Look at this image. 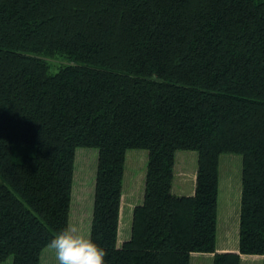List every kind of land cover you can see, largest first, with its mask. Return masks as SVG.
Returning a JSON list of instances; mask_svg holds the SVG:
<instances>
[{
  "label": "trees",
  "instance_id": "trees-1",
  "mask_svg": "<svg viewBox=\"0 0 264 264\" xmlns=\"http://www.w3.org/2000/svg\"><path fill=\"white\" fill-rule=\"evenodd\" d=\"M76 147L97 150L89 235L105 264H264V0H0V262L67 226ZM146 150L117 244L126 149ZM196 152L193 193L170 191ZM240 156L237 248L215 252L217 162Z\"/></svg>",
  "mask_w": 264,
  "mask_h": 264
},
{
  "label": "rangeland",
  "instance_id": "rangeland-1",
  "mask_svg": "<svg viewBox=\"0 0 264 264\" xmlns=\"http://www.w3.org/2000/svg\"><path fill=\"white\" fill-rule=\"evenodd\" d=\"M96 157L97 150L95 147H76L74 149L67 225L76 226L86 237L89 235ZM182 157H184V159ZM226 157H234L232 162H230L231 167L227 168L229 170L231 182L234 185V177H238L239 173L236 169V164L233 162L238 163L240 156L234 153H223L219 155V163L222 161L224 162ZM175 161H178L177 166H181V161L183 162L182 167L185 168L186 183L183 184V187L176 188L175 181L177 178L174 176L171 181V185H173L171 192L185 194L188 191V187H190L188 175L196 168V152L193 150H177L175 151ZM145 163V149L130 148L125 150L121 180V202L118 217L117 244H120L129 236L131 221L130 206L131 203H138L139 201L137 200L142 196L143 176L141 178V174L144 175ZM138 172L140 175H138ZM128 177L130 181L127 184ZM10 261L11 257L8 256L1 261L0 264H10ZM39 264H58L54 250L48 248L47 245L44 246L40 252ZM189 264H210V259L204 257L197 259L192 256Z\"/></svg>",
  "mask_w": 264,
  "mask_h": 264
},
{
  "label": "crops",
  "instance_id": "crops-1",
  "mask_svg": "<svg viewBox=\"0 0 264 264\" xmlns=\"http://www.w3.org/2000/svg\"><path fill=\"white\" fill-rule=\"evenodd\" d=\"M181 156V155H180ZM184 159V157H182ZM234 157H226L225 161L219 163V157L217 162V194H216V227H215V252H235L237 248V230H238V211H239V196H240V160L239 168L238 163L236 164V169L238 170L239 176L234 177V185L231 182L229 170L227 168L231 167L230 162H232ZM179 159V158H178ZM238 160V159H236ZM178 161H175V152L173 160V175L176 176L175 181L176 188L183 187L186 183L185 168L182 167L183 162L181 161V166H177ZM221 165V169H220ZM138 175L140 173L138 172ZM143 174H141L142 178ZM194 177L195 170L188 175V181L190 182V187L185 194L175 195H190L193 193L194 188ZM171 179V181H172ZM129 177L127 178V184L129 182ZM173 185L170 184V191ZM141 196V194H140ZM141 199V197H140ZM138 199L137 201H140ZM121 202V200H120ZM134 204L131 203V208ZM118 231V230H117ZM211 253H197L192 252L189 257V262L192 256L195 258H208L211 262ZM199 256V257H198ZM262 255L259 254H239V264H260ZM198 261V260H197Z\"/></svg>",
  "mask_w": 264,
  "mask_h": 264
},
{
  "label": "clouds",
  "instance_id": "clouds-1",
  "mask_svg": "<svg viewBox=\"0 0 264 264\" xmlns=\"http://www.w3.org/2000/svg\"><path fill=\"white\" fill-rule=\"evenodd\" d=\"M58 264H105L106 252L74 225H67L48 243Z\"/></svg>",
  "mask_w": 264,
  "mask_h": 264
}]
</instances>
